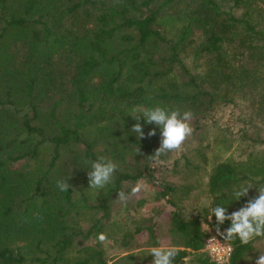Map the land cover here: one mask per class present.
Segmentation results:
<instances>
[{
    "label": "trees",
    "instance_id": "16d2710c",
    "mask_svg": "<svg viewBox=\"0 0 264 264\" xmlns=\"http://www.w3.org/2000/svg\"><path fill=\"white\" fill-rule=\"evenodd\" d=\"M155 104L192 112L199 144L190 157L149 158L160 129L143 118L144 138L132 133L130 109ZM223 105L235 110L243 146L200 178L209 149L200 135ZM101 156L117 170L93 190L88 162ZM242 184L252 185L248 196L232 200ZM261 186L264 0H0V264H152L150 249L163 242L178 249L174 264H213L204 239L223 238L212 208L231 214ZM146 187L165 216L134 219L151 202ZM194 199L196 214L184 216ZM263 240L228 243V264H255Z\"/></svg>",
    "mask_w": 264,
    "mask_h": 264
},
{
    "label": "clouds",
    "instance_id": "9594fccd",
    "mask_svg": "<svg viewBox=\"0 0 264 264\" xmlns=\"http://www.w3.org/2000/svg\"><path fill=\"white\" fill-rule=\"evenodd\" d=\"M152 100V96L147 97ZM130 115L137 120V123L132 128V133L137 134L139 139L144 138L143 127L139 123L143 118L147 124H155L160 129V146L156 149L155 154L149 158L158 160L163 154L169 152H178L188 137L192 134L190 121L193 118L191 111L179 109H169L167 107L155 104L153 106H133L130 109ZM148 137L156 135L155 129L148 132ZM139 152V149H138ZM90 171H88L89 188L93 190L104 189L113 180L114 173L117 170V164L111 160L101 156L95 161L88 162ZM258 180L260 178H257ZM68 180L60 179L56 181V187L61 193L68 192L71 185ZM250 184H242L232 190V200H240L242 197H247ZM140 190V185L133 189V194ZM258 195L249 199L238 210L228 214L227 208L224 205H216L212 208V214L208 217L211 220L215 216L217 223V232L227 243L234 240H239L241 245H249L257 238H264V186L257 188ZM128 194L123 191L118 192L117 200L126 201ZM208 201H202V205L207 206ZM226 221L230 222L223 233L219 232V226ZM207 225H203L205 227ZM97 239L100 242H105L107 236L104 233L98 234ZM150 255L153 257L152 264H174V260L178 255V249L175 246L161 244L150 249ZM255 264H264V254H260L255 259Z\"/></svg>",
    "mask_w": 264,
    "mask_h": 264
},
{
    "label": "rangeland",
    "instance_id": "374dc122",
    "mask_svg": "<svg viewBox=\"0 0 264 264\" xmlns=\"http://www.w3.org/2000/svg\"><path fill=\"white\" fill-rule=\"evenodd\" d=\"M234 108L229 106V105H223V106H218L217 108L214 109V111L211 113V121L215 123V126H213V129L204 137V135H200V141L202 143H206V141L209 144V149H206L204 151V156L206 158V162L200 163L196 171L194 173L198 174V177L203 178V175L209 173L213 166L217 164L220 161H224L225 159L228 158H234L235 154L238 153V150L243 146V144L240 142V138L236 137L237 135V124L238 121L233 122L234 119ZM209 124V122H208ZM224 128H229L233 136L230 135V137L225 136L221 133V130H224ZM194 131V129H193ZM192 131V134L190 137L186 139L184 144L181 147V150L178 152H170L169 153V159L168 162L172 161L173 159H176L178 156L183 154L185 157H190L192 150L195 148H198V136L194 135ZM199 141V142H200ZM254 155V154H253ZM128 162L132 161V156L131 157H124ZM130 158V159H129ZM142 186H144L143 183H140ZM147 191H144V194L151 200V202L147 203L143 209L140 210L139 212H136L133 217L134 219L138 220L141 217V214L144 212L146 215H152L154 213V210L161 211L162 209V214L163 216L166 215L165 212L163 211H168L169 208L167 206H163L162 204L158 206L157 203L154 202V199L152 195L150 194V190L146 187ZM257 196V195H256ZM201 203L200 200L194 199L193 201L188 203L187 207H184V216L188 217L187 214H196L198 205ZM154 209V210H153ZM118 218L122 219L123 214L122 211L118 215ZM139 241L144 240L145 235L141 234L136 237ZM167 242H163L162 244H166ZM255 250L258 252H263L264 249V240L263 241H257L255 244ZM247 255V260L249 259ZM248 261L244 264H247ZM184 264H195L192 261H189L188 259L185 260Z\"/></svg>",
    "mask_w": 264,
    "mask_h": 264
},
{
    "label": "built area",
    "instance_id": "2783aa9c",
    "mask_svg": "<svg viewBox=\"0 0 264 264\" xmlns=\"http://www.w3.org/2000/svg\"><path fill=\"white\" fill-rule=\"evenodd\" d=\"M204 251L213 264H228L232 247L216 234H209L204 239Z\"/></svg>",
    "mask_w": 264,
    "mask_h": 264
}]
</instances>
